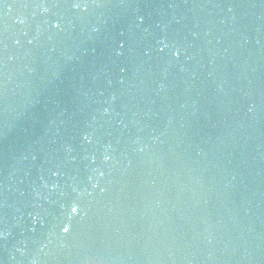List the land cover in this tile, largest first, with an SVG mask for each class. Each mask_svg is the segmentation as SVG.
<instances>
[{"label": "water", "instance_id": "water-1", "mask_svg": "<svg viewBox=\"0 0 264 264\" xmlns=\"http://www.w3.org/2000/svg\"><path fill=\"white\" fill-rule=\"evenodd\" d=\"M0 264H264V0H0Z\"/></svg>", "mask_w": 264, "mask_h": 264}]
</instances>
